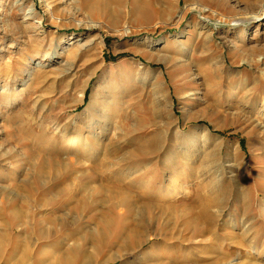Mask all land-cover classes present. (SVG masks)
Wrapping results in <instances>:
<instances>
[{
	"label": "rangeland",
	"instance_id": "374dc122",
	"mask_svg": "<svg viewBox=\"0 0 264 264\" xmlns=\"http://www.w3.org/2000/svg\"><path fill=\"white\" fill-rule=\"evenodd\" d=\"M96 1L0 0V264H264V202L248 211L235 201L211 208L210 214H220L212 236L201 234L208 217L195 216L208 196L196 191L199 182L220 178L226 200L233 195L227 184L239 171L252 196L264 176V0H142L146 12L135 17L132 0L112 5L109 14ZM108 93L117 113L94 131V122L75 121L90 96L101 100ZM72 128L99 154L117 146L114 159L126 150L138 155L141 144L159 135V151L128 160L131 174L121 178L149 183L148 196L164 201L170 220L180 225L178 239L150 229L134 250L121 236L143 226L130 223L125 209L101 194L75 207L86 193L82 184L94 189L107 177L80 176L78 169L88 171L99 158L76 164L73 156L83 148L68 156L67 171L53 181L41 185L33 178L40 164L66 157L57 150L65 142L62 132ZM190 131H201L196 144L187 138ZM12 202L26 213L19 223L9 220ZM69 214L77 225L71 233L116 215L96 258L94 242L79 241L82 262H64L73 242L47 225L36 227L41 217ZM243 214L252 225L249 242L225 224ZM174 240L180 251L171 248Z\"/></svg>",
	"mask_w": 264,
	"mask_h": 264
},
{
	"label": "bare ground",
	"instance_id": "6f19581e",
	"mask_svg": "<svg viewBox=\"0 0 264 264\" xmlns=\"http://www.w3.org/2000/svg\"><path fill=\"white\" fill-rule=\"evenodd\" d=\"M143 1L142 0H132L133 16L134 17L142 15L146 12V5ZM96 2L98 5H100V6L102 5L103 8H105V7L108 8L107 9L108 13L106 12L107 14H109V12H111L112 5L118 6V7L124 6L123 0H97ZM111 98L112 97H110L109 93L104 98H101V100H98V98L94 95L90 96V101L88 103V106L81 114L82 117L77 118L75 121H77L79 124L84 123L83 122L84 119L86 121V124H87V122L88 123H90L91 121L94 122V127L90 128L91 130L94 131L97 128L98 124L105 123V121L108 117H110L112 114H115L118 112L119 107L116 106L117 103H115V101H113ZM55 128H56V132H58V133L61 132L59 126H56ZM163 131H166V130H163ZM201 131L203 132V136H206L204 133V129ZM201 131H197V132L196 131H190L187 138H189L190 140H194V144H196L198 141V136L200 135ZM68 132L71 133V135H67L66 133H68ZM174 132L176 135H178V136L180 135L179 132L176 131V129L174 130ZM162 136H163V134H162ZM62 137L65 140V142L62 145H60V147L57 151L63 155L65 154L66 157L64 158V157L58 156L57 157L58 163H55L53 166H50L49 164H46V163L40 164L39 167L34 171V174L32 173L33 178H35L39 182V184L44 185L50 180L53 181L54 178H56V176H59L63 172L67 171V166L69 165V163L71 161L68 156L69 155L73 156V153L75 150H77V148H79V147L83 148V150H84L83 154H80L78 157H75L76 155L73 156V159H74L76 164H80L82 162V160H89L90 158H93L94 156H99V158H98V160H96L92 164V166L90 167V169L88 171H86V170L84 171V169L83 170L78 169V171L76 170L80 174V176L86 177L87 175H90L91 178H94L95 176H97L99 174V176H105L106 175L107 177L104 179V182L100 183L94 189L91 188L90 186H88L87 184H82V186H81L82 192L84 191L86 193H83L82 195H80L82 197H80L79 199H76L74 201L75 207L79 208V206L83 202H85L87 199H89V198L91 199V198H93V196L95 197L96 195L101 194L104 196V198H106V200L108 198V200H110L109 202H113L114 204H112V205H116L118 207L125 209L129 215L130 223H133V225H136V226H139V225L143 226V229H139V228L138 229L136 228L135 230H129L128 229L121 236V240H124L125 244L129 242L128 244H130L131 249H134V250H137V249H139V247L142 246V244L144 242L143 240L149 239L150 234H147L144 238V232L149 231L150 229L151 230L155 229V231H157L156 234L158 233V235L160 233H163L166 236V239H168V238L169 239L170 238L178 239V236H179L178 233L181 231L180 225L177 223V221L170 220V218H169L170 213L168 210H166L168 205H166V203L164 201H162V200L158 201V199L153 200V199H151L150 196H148L147 185L149 183L144 182V181H134V180H128V179L121 178V175H123L124 173L127 174L129 172L128 174L129 175L131 174L130 171H126V170L131 168L129 165H127V163H129L128 160H130L132 162H137L141 157H143L145 155L146 156L151 155V154H154V152L156 153L157 151H159V148L156 144L157 143L156 141H158L157 137L154 138L153 140H147L143 144H141L139 146V148L137 149L138 155H135L132 151L126 150V153L120 159L119 158L114 159L112 157V154L117 153L118 149H119L117 146H114V145L109 147L108 150L106 149V151L101 153V154H99L97 151L91 150V148H89V146H87V144H86V137H84V135L81 133V131L76 129V128H72L71 131H64V133L62 132ZM77 145H79V146H77ZM158 145H159V143H158ZM261 159L264 160V155H262ZM54 161H53V163H54ZM114 161H115V163H114ZM229 166H232L229 169H231V171H233L232 168H234L235 166L233 164H230ZM140 170H142V168ZM230 174H231V172H230ZM238 174L240 176L237 179V181L236 180L234 181L235 182L234 184L232 181L231 182L228 181L230 183H228L227 185H232L233 195L231 196V198L226 199V200H225V198L227 196L225 197V186L223 185V183H221V182H223V180H221L220 178H216L213 176V178H211L207 181L203 180L204 182H202V183L199 182L198 184H196V191L197 192H204V193L206 192L208 194L207 198L205 200L201 201L198 204V206L196 207L197 212H196L195 216H197V217L198 216H203V217L205 216L204 218L207 219V217H208V219H209V223L207 224L208 227H206L202 231V233H201L202 235L212 236L217 230H219V224H217L216 218L219 217L220 214H218L217 216L216 215L214 216V214L213 215L210 214L209 211L211 210V208L215 207L217 209H220L224 205L226 206V204H227L226 201L227 202L235 201L236 204L238 203L240 205L241 209L248 211V209L253 208V206H254L253 204L255 201H257V205H256L257 207L260 206L262 202H264V176L261 175L262 177H260V179H258L259 184L257 186L256 194H254L252 196L251 192L249 190H246V184L244 186H242L246 181V180H244V181L241 180L242 179V173L239 171ZM87 178H88V176H87ZM229 178H231V180H233L232 177H229ZM224 182L227 183V181H225V180H224ZM70 186L71 185H69V187ZM107 186H109V187H107ZM159 188L160 189H158L156 194H157V196L160 197V195L162 196V194H163V189H162V187H159ZM56 189H58V192H60L59 191L60 188L57 187ZM136 189H138V190L141 189V190H146V191L139 193L136 191ZM85 195H87V196H85ZM59 196H60V194H59ZM26 199H23L24 205L29 206L31 198L27 197ZM102 199H103V197H102ZM52 200H53V198L49 197L48 201H47L48 204H51ZM39 202H40V205L42 206V204H41L42 201L40 200ZM47 202L45 201L44 203H47ZM102 205H103V203H102ZM109 205H110V203H109ZM110 209L112 210L111 206H110ZM72 211H74V210H72ZM8 212H9L8 213L9 220L11 222H14V223H19L24 218V216H26V213H24V211L20 207H17L15 204H13V202L10 205ZM167 213H168V215H166L167 218L164 221L159 222L158 219ZM62 215H64V214H62ZM68 216H70V217H68ZM68 216H67L68 218L65 216H53V215L41 217V219L36 221V227H38V228L40 227V225H38V224H43L44 225L43 227H45V225H47L46 226L47 229H49V231L52 230L53 231L52 233L55 236H62L63 241L71 240L73 242V246L69 247V249L67 250L66 253H63V254H65V256L61 257V259H63L64 262H67V261H69L71 263L72 262H78V261L82 262V259H83L82 256H83L84 249H83L82 245H77V242H79V241H82V242H87L90 240L93 241L94 242V250H95L94 256H95V258L97 256H99V254H100L99 252H101L102 249L104 248V246L106 245V242L108 241V239L110 237L111 230L115 226L114 217L116 215H112V216H114L113 218H107L105 216H102L101 218H98L95 220L93 228H90L89 226H83V227L80 226V228L74 233H71L68 231L71 227L77 226L75 223V219H74L76 217L72 216V214H69ZM237 217H238V215H237ZM80 218H82V217H80ZM69 220H71V221H69ZM34 221H35V219H34ZM195 222H196V220H195ZM225 224L228 225L229 226L228 228H230V229H231V227L240 229L241 233H243V235H244L243 238L245 240H248L247 242L250 241L248 239V236H249V234H251L250 232H251L252 225L250 224V222H247V217L245 216V214H243V216L239 219L234 217L230 220V222H226ZM57 225H58V227H57ZM181 225L183 226L182 223H181ZM43 231H44V229H43ZM189 232L191 233V235L193 237L194 221H192L189 224ZM44 233L48 234V236H51V234L49 232H47L46 230L44 231ZM221 233H223V232H221ZM240 241H241V243L243 242L242 240H240ZM178 243H179V240H174V243L171 245V248H173V250L175 252L180 251V249L182 248L181 245ZM223 247L225 249H232L233 248L232 245L231 246H223ZM69 253H72L73 255H70ZM191 254L193 256L194 252H191ZM218 263H221V262L219 261ZM190 264H194V262H191Z\"/></svg>",
	"mask_w": 264,
	"mask_h": 264
}]
</instances>
